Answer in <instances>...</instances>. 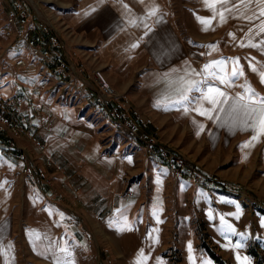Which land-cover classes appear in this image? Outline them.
Returning a JSON list of instances; mask_svg holds the SVG:
<instances>
[{"label":"rangeland","instance_id":"rangeland-1","mask_svg":"<svg viewBox=\"0 0 264 264\" xmlns=\"http://www.w3.org/2000/svg\"><path fill=\"white\" fill-rule=\"evenodd\" d=\"M14 2H18L27 20L33 22L36 28L38 24L47 27L50 35L48 39L54 36L60 43L62 52H54L46 47L47 37L38 31L29 38L41 43L42 48L49 49L51 58L54 54H61L63 62L70 64L67 70L70 76L75 75L82 80L89 75L94 80L90 81L94 89L91 90L100 91L98 79L103 78L108 82L113 95L120 101H127L130 111L134 109L142 119L151 121L152 125L147 131L159 145L172 151L202 175L203 179L193 178L185 173L189 176L188 180L193 181L197 187L181 181L186 180L185 174L181 178L176 177L161 161L156 148H148L136 140L127 138L111 118L108 105L96 104L89 99L80 80L77 79L75 87H69L65 81L61 82L50 72L47 68L49 63L40 56H35L32 47L17 37L18 32L25 28L19 23V11L13 6ZM100 3L102 6L106 4L113 8L111 13L118 14L116 22L108 23L110 21L104 18V24L100 26L98 20L94 21L96 7ZM141 3L145 6H155L157 13H163L170 28L182 40L188 41L190 46L200 45L195 43V35L226 34L222 28L212 32L203 31L202 27L196 26L197 17L211 15L201 0H0V99H20L40 105L43 116L49 117V107L61 109L64 112L63 132L66 133L69 122H81L75 130H80L79 134L92 135V138H89L95 140L98 145L97 164H109L114 166L115 170L122 168L123 179L131 184V190L126 189L121 195L122 198L125 193L131 194L130 203L127 205L131 213L129 232L122 225L112 229L96 218V223L102 226L87 229L82 218L66 201L70 193L80 191V186L72 182L77 176L65 174L58 164L59 174H55L52 168L44 171L50 188L62 194L63 197L58 198L55 192L53 195L52 190L42 183L43 180L24 179L23 167L26 162L15 160V151L11 150V184L18 199L12 212L15 232L10 236V243L18 249L22 264H264V242L249 224L252 214L264 215V189L254 188L251 191L242 187L232 188L216 176L204 175L192 155L182 153L177 146L161 140V130L156 122L132 102L131 90L135 88L137 78L128 88L124 87L125 84L121 80L113 84L108 76V68L97 64L95 52L98 49L106 48L112 53L118 47L120 34L117 29L120 30L121 26L125 25L129 34L133 30L134 25L130 23L132 20L128 21L126 18L135 13L137 4ZM124 5L128 7L125 8ZM251 7L255 10L256 6L253 4ZM10 14L15 18L13 24L8 21ZM228 20H234L232 32L235 34L242 33L245 28L243 24L248 23L242 19ZM254 24L255 20L251 25L253 31L256 30ZM106 26L110 27V30L111 26H114L112 34L117 33V36L111 37L112 34L104 30ZM144 34L140 33L139 40ZM114 38L115 41H111ZM207 44L210 45H203ZM238 50L236 48V51ZM255 51L257 52V48ZM17 59L24 60L26 64L22 73L15 68ZM254 62H258L257 57ZM37 88L40 90L37 91ZM34 115L28 112L21 131L10 134L13 135L18 152L26 157L27 164L41 166L45 160L55 161L45 154V146L41 142L44 147L42 151L26 136L28 130L35 134V126L39 128ZM52 127L51 121L50 127L42 129L50 130ZM1 139L5 149L10 150L4 143V137ZM150 149H154L158 155L151 156ZM193 179H198L209 187L218 188L219 191L209 189L201 192L203 188ZM198 193H202V204ZM25 196L37 199L35 209L42 211V218L38 219L37 213L40 212H32V209H29L28 205L31 204H27ZM206 202L210 203L208 207ZM66 209L69 213H64ZM27 210L31 213L26 212ZM66 214L70 215L69 219L74 220L72 226L67 224ZM229 225L234 232L229 229ZM75 226L82 230L79 231ZM122 227L123 231L120 230ZM237 244L242 246L236 247ZM36 248H39L40 252ZM62 248L66 249V252L60 251ZM49 250L54 251V260L49 256ZM141 251L143 255H140ZM35 253L38 254L37 261L34 260L35 257H31Z\"/></svg>","mask_w":264,"mask_h":264},{"label":"crops","instance_id":"crops-1","mask_svg":"<svg viewBox=\"0 0 264 264\" xmlns=\"http://www.w3.org/2000/svg\"><path fill=\"white\" fill-rule=\"evenodd\" d=\"M152 7L149 4L148 6L142 3L137 4L135 13L126 18L128 21H134L132 23L133 30L129 34L125 25H122L120 30L117 29V33L120 34L119 40H117L118 47L112 53L108 52L106 48L98 49L95 52L98 59L97 64L108 68V76L113 84L121 80L125 84L124 87L128 88V85L134 83L133 81L137 78L135 88L131 90L132 102L142 108L146 115L156 122L161 130V140L164 143L177 146L182 153L192 155L194 162L198 166L200 165L198 168L204 175L216 176L227 182L232 188L242 187L251 191L254 188L264 189V134L258 135L257 139L253 140L252 136L255 133L251 128L241 130L245 128V125L241 123L242 113L230 115L228 112L231 98L236 97L237 93L243 92L240 85L244 83L245 79L256 90V93L258 92L260 96L264 97V84L259 82L257 75L248 70V61L252 55L254 58L257 57L258 63H264V52L259 49L256 52V48L252 50L251 47L238 46L241 41H247V29L251 25L243 24L246 29L244 28L242 33L235 34L233 33L234 20H227L220 24L213 20L214 30L212 32L222 28L225 29L226 34L195 35L192 38L194 37L195 43L200 45L190 46L188 41L182 40L170 28L163 13H156L155 16L148 15V11ZM111 9L113 8L106 4L105 6H102L101 3L98 4L94 21L98 20L100 26L104 24V18L110 21L108 23L116 22L118 14L111 13L114 11ZM259 22V20H255L254 27ZM198 25L202 27L199 22L196 26ZM113 27L111 26L112 30H110L108 29L110 27L106 26L104 30L112 34V31L115 30ZM149 29L151 30L149 31ZM230 32L235 35L236 40L228 35ZM117 33L112 34L111 37L117 36ZM140 33L144 34L141 40H139ZM115 39L111 41H115ZM261 39H264V36H257L254 42ZM204 43L214 44L216 49L204 47ZM220 43L221 45H218ZM133 44L138 46L133 48ZM236 48L239 50L236 51ZM235 57L240 58V64L244 67L247 77L235 80V84L231 88H224L223 85L216 82V86L224 89L230 97L229 105H224L225 111L218 113L219 120L215 118L217 115L215 112L213 119L210 120L194 111L193 109L199 106L196 101L187 104L175 102L179 97L178 89L181 88V77L201 80L205 74H192L193 69L200 72L203 66L212 60H228V58ZM231 67V64H228L227 70L230 71ZM209 83L212 81L210 80ZM201 87L204 86L201 85ZM189 96L199 97L200 93L193 91L189 93ZM203 106L210 107L206 102ZM185 107L189 111L185 112ZM48 109L51 113L50 117H47L51 119L53 127L47 130L34 125V131L39 141L45 146V154L51 157L65 174L77 176L72 179V182L80 186V191L70 193L66 200L71 206L69 207L76 210L87 229H93L102 226V224L112 229L127 225L126 229L129 232L131 213L127 205L130 202H124L121 195L126 189L131 188V184L128 183V180L123 179L122 168L115 170V167L109 166V164L99 166L97 164L98 145L95 140L91 139L92 135L79 134L80 130H75L81 122H69L67 131L64 133L62 129L64 112L52 107ZM54 115L57 117L55 118ZM234 120L235 123H233ZM201 125L203 126L202 130ZM246 142L250 143L248 146H243ZM3 145V141L0 139V264H22L18 249H15L13 243H10V236L15 232L12 212L18 198L11 184L12 153ZM28 149L31 150L30 147ZM31 152L34 151L31 150ZM181 181L195 185L188 179ZM201 192L206 191L201 189ZM198 194H200L197 196L202 204V193ZM25 199L27 204H31L28 205L29 209H32V212H40L37 213L39 214L38 219L42 218V211L35 209L37 199L29 196H25ZM94 204L97 205L96 213L103 214L109 211L112 213L111 217L104 220L102 224L95 221L94 212L92 213ZM209 204L205 203L207 207ZM60 206L64 208L62 205ZM61 211L63 210L61 209ZM66 211L68 210L66 209L64 213H69ZM26 212L31 213L28 210ZM44 217L47 218V216ZM262 221H264L263 214L255 213L249 218V224L255 228V234L264 242ZM75 228L79 231L82 230L79 226H75ZM36 249L39 250V248ZM49 252V256L54 260V251L49 250ZM37 255L35 253L31 257H35L34 260L37 261L39 260Z\"/></svg>","mask_w":264,"mask_h":264},{"label":"built area","instance_id":"built-area-1","mask_svg":"<svg viewBox=\"0 0 264 264\" xmlns=\"http://www.w3.org/2000/svg\"><path fill=\"white\" fill-rule=\"evenodd\" d=\"M13 6L19 11L18 20L19 23L25 28L23 31H19L17 37L27 43L29 46L32 47L34 55L40 56L45 60L49 65L47 68L50 69V72L53 73L60 81H65L69 87H75L77 79L80 80V83L83 85V91L88 96L89 99L93 100L96 104H107L109 107V112L111 118L117 123V125L124 131L127 138L131 140H136L139 143L143 144L148 148H156L159 152V158L165 165L170 168L176 177H183L185 173L191 175L193 178H202V175L196 171L194 168L189 166L184 160L177 157L172 151L168 150L166 147L159 145L158 141L154 139L152 135H150L147 129L152 125L151 121L142 119L137 112L132 109L130 111L129 104L127 101H120L118 100L115 95H113V90L109 87V85L103 80L98 79V86L100 91H93L94 89L90 85V81L94 82L88 75L84 78L79 79L75 75H69L67 70H69L70 64L64 63L61 54L50 55V48L53 49L54 52L61 53V45L58 40L51 36L48 39L49 31L46 26L43 24L36 25L33 22H29L25 15V12L21 10V6L18 2H14ZM8 21L10 24H13L15 21L14 15L10 14L8 17ZM38 28L41 30L39 31ZM42 33L45 37H47L48 45L47 48H42L38 41L29 38L30 35L36 32ZM18 39V40H19ZM26 64L24 60L17 59L15 61V68L19 71V73L24 72ZM61 81V82H62ZM93 89V90H91ZM37 91L40 88L36 89ZM28 112H32L35 114L34 116L37 118L38 127L39 128H47L51 126V121L47 116H43L42 108L40 105H35L33 103H27L20 99L16 100H5L0 99V133L4 134V143L6 146L15 151L14 158L15 160H20L26 162L25 167H23V177L25 180L33 181L38 178L39 180H43L42 183H45L49 188L50 184L49 181H46L45 173L46 169H54L55 174L60 173V168L57 166V163L52 162L50 160H45L41 166L27 164L26 157L18 152L17 144L13 138V135L10 134L11 132L21 131L22 124L25 122V116ZM29 141L33 143V145L38 146L39 150H44V147L41 145L39 139L36 135L31 131L28 130L26 134ZM206 179V178H204ZM207 180V179H206ZM205 180V181H206ZM61 187V186H60ZM64 188V186H62ZM52 190V188H50ZM223 189H225L223 187ZM225 191L229 192V190ZM55 190H52L51 193L54 195ZM58 198H62L61 193L55 192ZM124 202H129L131 198L130 193H125L122 196ZM97 205L93 206V212L97 221H104L111 216V212H104L103 214L95 213V208ZM67 216V224L72 226L74 224V220L69 219L70 215L66 214ZM85 236V234H84Z\"/></svg>","mask_w":264,"mask_h":264},{"label":"snow or ice","instance_id":"snow-or-ice-1","mask_svg":"<svg viewBox=\"0 0 264 264\" xmlns=\"http://www.w3.org/2000/svg\"><path fill=\"white\" fill-rule=\"evenodd\" d=\"M143 2V0H141ZM205 8L211 13L209 17H197V21L202 25L203 31L214 30L213 20H217L218 24L225 23L229 18L242 19L252 25L254 20H259V24L255 26V31H253V26L247 29V41H241L239 47H251L257 48L264 52V39L254 42L257 36H264V0H201ZM256 6V9H252V5ZM127 8V5H124ZM94 10V9H93ZM251 12V14H249ZM157 13V8L153 6L149 11V16H155ZM134 23V21H130ZM147 27V26H145ZM151 29H149L150 31ZM233 40L236 37L233 33H228ZM138 45L133 44L132 47L135 48ZM204 47H210L213 50L216 49V45H207ZM231 64V70H227V65ZM248 70L253 74L257 75V78L261 84H264V63L254 62L253 58H249ZM204 73L205 75L201 80L186 79L181 77V88L178 89L179 97L175 101L177 104H187L194 101L199 103V106L194 108L201 116H206L208 119H213V113H217L216 119L219 120V112H224V105H229L230 97L227 92L221 87L216 86V82L223 85L224 88H231L235 84V80L240 77L245 76L244 67L240 64V58H228V60H212L211 62L205 64L200 72L192 70V74L200 75ZM212 83H209V81ZM201 85L204 87L202 88ZM243 92L237 93L236 97L231 98V104L229 105L228 112L232 113H242L243 120L242 124L245 128L241 130H246L251 128L255 133L252 139H257L258 135L264 134V97L260 96L251 85L244 80V83L240 85ZM199 92V97H190L189 93ZM206 102L210 107H204L203 104ZM187 112L189 109L184 108ZM235 123V120L233 121ZM201 130L203 126L201 125ZM250 142H246L243 146H248ZM159 182V181H158ZM239 211V208H237ZM211 218V217H210ZM264 226V221L261 222ZM124 227H127L125 225ZM124 227L120 230L123 231ZM231 229V225L228 226ZM233 232L234 229H231ZM242 245L237 244L236 247H241ZM189 251L191 252V244H189ZM62 252H66V249H60ZM140 255H143L142 251ZM146 259V257H145ZM191 259V256L189 257ZM239 259V257H237ZM247 260V257L244 258Z\"/></svg>","mask_w":264,"mask_h":264},{"label":"trees","instance_id":"trees-1","mask_svg":"<svg viewBox=\"0 0 264 264\" xmlns=\"http://www.w3.org/2000/svg\"><path fill=\"white\" fill-rule=\"evenodd\" d=\"M2 137H3V135L0 134V139H1ZM1 143H2V142H1ZM149 154H150L151 156H153V157H156V156L158 155L157 152H156L154 149H150ZM184 176H187L186 179H189V176H188L187 174H185ZM193 180L197 183V185H199V186H200L201 188H203L204 190L216 189L217 191H219L218 188H215V187H209L208 185H206V184H204V183H202V182H199L198 179H193Z\"/></svg>","mask_w":264,"mask_h":264},{"label":"bare ground","instance_id":"bare-ground-1","mask_svg":"<svg viewBox=\"0 0 264 264\" xmlns=\"http://www.w3.org/2000/svg\"><path fill=\"white\" fill-rule=\"evenodd\" d=\"M108 83V82H107Z\"/></svg>","mask_w":264,"mask_h":264}]
</instances>
